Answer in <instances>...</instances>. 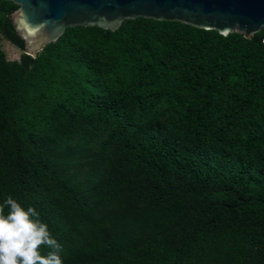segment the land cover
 <instances>
[{
    "label": "trees",
    "instance_id": "16d2710c",
    "mask_svg": "<svg viewBox=\"0 0 264 264\" xmlns=\"http://www.w3.org/2000/svg\"><path fill=\"white\" fill-rule=\"evenodd\" d=\"M0 0V203L62 264H264V27L72 26L35 56ZM48 249L42 248L46 253Z\"/></svg>",
    "mask_w": 264,
    "mask_h": 264
},
{
    "label": "water",
    "instance_id": "95a60500",
    "mask_svg": "<svg viewBox=\"0 0 264 264\" xmlns=\"http://www.w3.org/2000/svg\"><path fill=\"white\" fill-rule=\"evenodd\" d=\"M18 5L10 19L35 56L67 27L98 26L114 30L124 19L177 20L226 35L249 38L264 27V0H9ZM264 42V38H263Z\"/></svg>",
    "mask_w": 264,
    "mask_h": 264
},
{
    "label": "clouds",
    "instance_id": "9594fccd",
    "mask_svg": "<svg viewBox=\"0 0 264 264\" xmlns=\"http://www.w3.org/2000/svg\"><path fill=\"white\" fill-rule=\"evenodd\" d=\"M62 250L35 208L11 196L0 203V264H62Z\"/></svg>",
    "mask_w": 264,
    "mask_h": 264
},
{
    "label": "rangeland",
    "instance_id": "374dc122",
    "mask_svg": "<svg viewBox=\"0 0 264 264\" xmlns=\"http://www.w3.org/2000/svg\"><path fill=\"white\" fill-rule=\"evenodd\" d=\"M0 44L8 59H17L19 57L21 52L16 46L2 38H0Z\"/></svg>",
    "mask_w": 264,
    "mask_h": 264
}]
</instances>
